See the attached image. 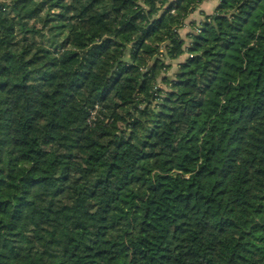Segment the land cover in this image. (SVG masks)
I'll list each match as a JSON object with an SVG mask.
<instances>
[{
  "label": "trees",
  "instance_id": "trees-1",
  "mask_svg": "<svg viewBox=\"0 0 264 264\" xmlns=\"http://www.w3.org/2000/svg\"><path fill=\"white\" fill-rule=\"evenodd\" d=\"M0 0V264H264V0Z\"/></svg>",
  "mask_w": 264,
  "mask_h": 264
},
{
  "label": "crops",
  "instance_id": "crops-1",
  "mask_svg": "<svg viewBox=\"0 0 264 264\" xmlns=\"http://www.w3.org/2000/svg\"><path fill=\"white\" fill-rule=\"evenodd\" d=\"M209 2H212V10H210V11H206L205 10V8H204V6H206L207 4H209ZM218 2H219V0H205V1H203V3L199 6V8L189 17V19H188V21H187V25H186V27L184 28L185 30H186V32H185V34H184V36L186 35V33L190 30L189 28V22H191V21H201L202 20V15H201V12L203 11V12H205V13H207V14H210V13H212L213 12V10H214V8L216 7V5L218 4ZM194 15H196V16H194ZM198 15V16H197ZM182 34V33H181ZM182 36H183V34H182ZM183 36V37H184Z\"/></svg>",
  "mask_w": 264,
  "mask_h": 264
},
{
  "label": "rangeland",
  "instance_id": "rangeland-1",
  "mask_svg": "<svg viewBox=\"0 0 264 264\" xmlns=\"http://www.w3.org/2000/svg\"><path fill=\"white\" fill-rule=\"evenodd\" d=\"M204 1H205V0H204ZM204 8H205L206 11H210V10H212V9H211V8H212V2H209V4H207L206 6H204ZM206 11H205V12H206ZM194 16H196V15H194ZM197 16H198V15H197ZM185 32H186L185 29H183V30L181 31V33L183 34V36H184Z\"/></svg>",
  "mask_w": 264,
  "mask_h": 264
}]
</instances>
